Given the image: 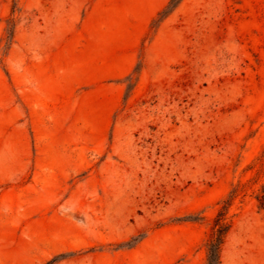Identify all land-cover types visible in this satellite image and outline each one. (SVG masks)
Wrapping results in <instances>:
<instances>
[{"label":"rangeland","instance_id":"374dc122","mask_svg":"<svg viewBox=\"0 0 264 264\" xmlns=\"http://www.w3.org/2000/svg\"><path fill=\"white\" fill-rule=\"evenodd\" d=\"M264 0H0V264H264Z\"/></svg>","mask_w":264,"mask_h":264},{"label":"trees","instance_id":"16d2710c","mask_svg":"<svg viewBox=\"0 0 264 264\" xmlns=\"http://www.w3.org/2000/svg\"><path fill=\"white\" fill-rule=\"evenodd\" d=\"M260 209H264V186L261 192V195L258 197ZM230 206V203H226V206L219 212L211 239L208 241V264H222L221 252L227 233L230 229V224L227 222V209Z\"/></svg>","mask_w":264,"mask_h":264}]
</instances>
